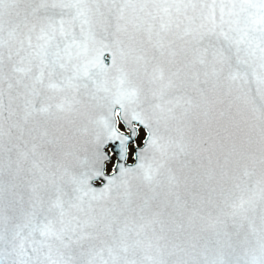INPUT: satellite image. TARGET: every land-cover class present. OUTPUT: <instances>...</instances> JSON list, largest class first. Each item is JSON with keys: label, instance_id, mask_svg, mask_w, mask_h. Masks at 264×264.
<instances>
[{"label": "snow or ice", "instance_id": "1", "mask_svg": "<svg viewBox=\"0 0 264 264\" xmlns=\"http://www.w3.org/2000/svg\"><path fill=\"white\" fill-rule=\"evenodd\" d=\"M0 264H264V0H0Z\"/></svg>", "mask_w": 264, "mask_h": 264}]
</instances>
